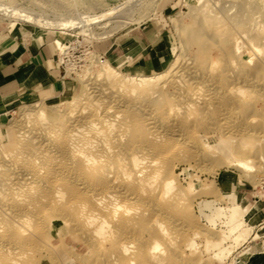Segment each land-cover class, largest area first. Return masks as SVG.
<instances>
[{
  "label": "rangeland",
  "instance_id": "1",
  "mask_svg": "<svg viewBox=\"0 0 264 264\" xmlns=\"http://www.w3.org/2000/svg\"><path fill=\"white\" fill-rule=\"evenodd\" d=\"M0 5V11H3L4 8L23 9L46 19V25L27 20L18 22L14 17L3 16L0 13V33L18 26L33 33H47L65 38L66 43L59 39L63 46V49L58 47L61 63L65 64L64 69L67 76L75 84L74 92L67 98L31 105H19L8 117L0 119V179L3 177L0 180L1 182L10 183L12 182L11 179L22 178L25 170L35 169L37 167L35 163L39 161L36 158L39 155L40 157L43 156L42 151L51 147L55 151H62L60 146L63 145L60 144L64 141V134H66L71 122L80 119L86 101L94 103L100 101L103 111L111 109L112 115L119 113L122 117L132 118L138 114L137 117L139 116L140 119L144 120L148 118L147 112L148 115L150 114L151 109L149 107H153V111H155L159 103H161V106L164 105V108L167 105V107L177 105L179 109L183 108L179 110L177 106H173L174 109L175 107L178 109L171 113L173 116L161 109L159 113L153 114L155 120L157 119L156 115H161H159L160 118L158 116L159 119L156 120V123L152 115H149L148 119L150 121L147 119L148 123H152L147 128L148 133H162L161 139L164 137L160 140L161 145L159 143L155 145L148 143L150 145L147 144V149H151L153 146L154 149H151V153L157 152L156 149L160 153L159 156H156L159 164L161 163L159 165L160 170L164 171L166 168L172 170H169V175L170 172H173L171 176L176 178L175 186L177 190H175L177 192H175L177 195L174 194L173 197L171 195L162 196L161 190H158L154 197L148 192L144 193L143 197H125L128 200L122 197L120 201L123 207L115 216L112 217L111 215L106 218L108 221L107 228L114 230L112 238L102 240L96 233L98 224H90L86 220V214L95 208L94 202H90L93 197L92 192H86L83 183L76 180V183H74V178L69 177V180L67 177H59L65 178L67 185L71 182L66 191L67 196L71 197L66 196L63 203L51 204L52 195L48 192L47 194L44 190L43 193L46 195L47 200H44L43 204L37 209L36 215L33 216L34 218L31 221L33 225L30 224L31 226L27 227L26 231L22 233L28 234L27 236L24 235V237L21 234L23 236L21 238L22 236H19L20 234L16 230L9 231L4 228L6 220L0 221L3 230L0 232V264L8 262L5 259L7 249L16 250V255L12 258L21 264H241L239 261L243 259L240 248L250 238L255 239L256 237L258 239H255L249 245V250L253 245H261L264 242V230L255 236L254 227L252 224L247 223L244 210L237 207L238 204L242 203L239 200H234L231 204L227 203L217 184L219 179L230 181L239 178L250 186L249 189L255 193L258 199L262 198L264 200V54H262V50L264 52V0L210 1V7L214 11L212 17L218 19V22L225 18H234L236 15L246 12L247 17L245 16V20L249 24L244 27L246 31L240 29L239 32L240 34L244 32L243 34L250 36L246 35V37L244 35L246 38H240L241 45L245 46L242 47L244 51L241 50L243 52L241 55L235 53L233 48H228L227 50L230 52L226 50V54V51L223 52L225 48L214 47L209 52V56L195 46L199 38V41L202 42L206 40L205 35L198 34L201 32L198 23L203 8L200 0H106V3L96 2L95 0H0ZM164 14L168 18L164 17ZM160 21H165V26L171 36L172 48L164 56L159 67L144 68L142 71L131 72L116 64L112 65L107 57L102 54V50L111 40L121 37L130 29L139 25L147 28L152 23ZM197 35L200 37L198 38ZM188 38H190V41L192 40L191 42H195L191 43L192 45H189L188 48L186 47L187 51L182 56L183 46ZM184 39H186L185 42H183ZM253 43H256L257 47ZM252 45L253 47H251ZM66 54L70 57V61L64 58ZM252 56L254 63L243 66V62L251 59ZM177 59H179V62L174 68L177 67L176 74H179L176 77L174 76L176 80L172 79L179 89L178 94L176 89L171 88L173 83H170L168 84L169 87L166 85L164 88L165 95L168 98L166 96L162 97V100L165 97L163 101H167L172 95L170 100L174 97L173 100L175 101H167L169 103L165 101L164 103L161 100L158 104H154L156 108L153 104L148 105V103L146 104L139 99L136 102L134 101L135 105H133V100L130 98L128 91L126 92L128 89L123 90L125 87L120 89L116 86H113L114 89L111 86L108 88L104 81L98 77L101 64L109 62L121 75L123 74L122 76L139 78L165 74L162 79V82H165L172 75L171 66ZM233 62L236 64H233ZM189 67H191V70ZM181 72H184V75ZM180 75L187 79L189 85L192 83L189 86L191 89L193 88L190 93L189 90L186 92L185 89L184 92L183 88H187L188 85L187 82L184 85V78L180 81L182 79L180 77H183ZM177 80L182 84L181 86ZM193 81H197L196 85L194 84L195 87ZM85 83L91 84L90 87L93 85L94 88L96 87L95 92L100 91V93L93 94L91 98L86 97L82 104L80 102L82 94L84 89L88 88V86L86 88ZM196 90L199 91L196 92ZM172 92L175 94H172ZM185 95L192 107L197 105L194 110H190L191 106L188 107V113L187 108L181 112L188 104V100L183 97ZM191 96L196 97H193L194 100H192ZM77 102H80V104L75 105ZM41 103L47 107L48 121L44 124L41 119L37 118L36 114L30 112L37 104ZM58 104L61 107L51 108ZM128 105L131 106L127 107ZM133 106L134 108H132ZM138 106H147L145 116L137 111L135 107ZM94 107L91 106L89 111L94 110ZM74 108L78 110L75 113ZM189 110L192 111L190 113L193 117L188 115ZM183 113L185 116L182 115ZM167 114L169 117H167ZM181 117L182 119H180ZM150 118L153 119V122ZM111 119L115 120L113 116ZM63 120L65 121L62 122ZM28 122H32V124L30 125ZM153 123H155V127ZM51 124L57 126L52 135L47 136L45 133L40 132L38 134L36 132L38 127L41 126L43 130ZM175 127L178 128V131ZM20 131L24 133L23 136L19 135ZM121 138L116 144H113L114 151L111 158L114 157L112 160L116 167L123 166L125 164L123 162L126 161L125 152L118 150V147L126 143L128 138L126 136ZM48 144L53 146H47ZM57 144L59 146H56L55 149L54 145ZM35 147L42 149L40 153L37 156H27L26 153H29ZM160 147L163 149L160 150ZM20 150L23 154L19 153ZM171 150H173L172 153ZM158 152L157 154H159ZM61 154H59V160L62 161L60 162L63 164L68 163L65 153ZM171 155L172 157H170ZM64 157L66 158L64 159ZM27 158H30V161ZM25 159H27V162H25ZM240 162H245L244 168L241 167ZM169 165L172 168L168 167ZM30 178L33 179L34 176H30ZM163 178H165L164 174L159 177L158 185H161L160 181ZM88 183L91 185V189H93V186L97 189H103L106 185L96 175L90 176ZM43 193L42 195L45 196ZM88 193L90 194L88 195ZM27 195L28 193H24V197H20L23 199L18 198L20 200L16 201V204L14 203L13 210L16 211V209L20 210L25 207L26 202L30 199V195H28V198ZM81 198L89 199H86V202L90 203H86ZM5 200H8V198ZM21 200L26 201L24 203ZM76 200H79V202ZM22 205L23 207H21ZM235 208L241 214L237 223L229 219V213H232ZM133 214L139 220L125 227H119L122 217H134ZM250 215H253V210ZM73 216H77L78 219ZM80 219L82 223H80ZM253 220L249 216V221L253 222ZM235 228H237L236 232H234ZM38 235L41 239L37 237ZM155 241L159 242L161 247L157 252L151 251V246ZM125 244L127 247L130 246L129 254L122 253L126 247ZM260 245L257 246L260 247Z\"/></svg>",
  "mask_w": 264,
  "mask_h": 264
},
{
  "label": "bare ground",
  "instance_id": "2",
  "mask_svg": "<svg viewBox=\"0 0 264 264\" xmlns=\"http://www.w3.org/2000/svg\"><path fill=\"white\" fill-rule=\"evenodd\" d=\"M95 1L96 2H100V3H106V0H95ZM210 1L211 0H200V4L203 5V8L201 9V18H200L199 23H198L199 27H201L200 28L201 29L200 30L201 32H199L198 34L199 35H202V36L205 35L206 36V40L204 42L199 41L200 40V38H199L200 36L197 35V37L199 38V40H197L198 42H196V45L195 46H197L198 49H201L203 51V53L208 54V56H209V52L214 47H216V48L219 47L221 49L222 48L223 49L225 48L224 51L222 50L223 52H225L228 48H233L235 50V53L237 52L238 55L239 54L241 55L243 53L241 50L244 51V48L242 49V47L244 45H241L242 43L240 42V40H241L240 38L241 37L246 38L247 37L246 35H248V34H243L244 32L242 34H240L239 30L240 29L241 30L243 29V31H246V30H244L245 29L244 27L247 24H249V22H247L245 20L246 12L241 13L238 16L236 15V17H234V18L233 17L232 18L229 17V18H225L222 21L218 22L217 21L218 19H215L214 17H212V13L214 11L210 7ZM0 7H1V5H0ZM7 7H9V6H7ZM0 13H2L3 16H8V17L11 16V17H14L16 20H18V22L19 21H26L27 20V21L40 22V24H45L46 25V19H43V17H40L38 15H35L32 12L27 11V10H23V9L20 10V9H16V8H13V9L4 8L3 11H0ZM254 30H255V28H254ZM244 35L246 37H244ZM251 35H253V34H251ZM248 36H250V35H248ZM185 40L186 39H184L183 42H185ZM191 41H190V38H188L187 39V42L184 43V46H183L184 50H183L182 56L184 55V53H186L187 48L189 47V45H192L195 42V41H193V42H191ZM248 41H249V39H248ZM56 43H57V45H58L59 48L63 49L62 43L59 40H57ZM207 43H208V45H207ZM185 44L188 45V46H186ZM249 44H250V42H249ZM253 45L255 47H257L256 43L255 44L253 43ZM253 45L251 47H253ZM245 50H246V48H245ZM227 51H229V50H227ZM227 51H226V54H227ZM260 53H261V51H260ZM262 54H264L263 50H262ZM234 56H236V55H234ZM60 59H61V57H60ZM205 60H206V58H205ZM178 62H179V59H177V61L171 66V71H172L171 73H172V75L165 82H162V79L165 77V74L164 75H158L156 77H139V78H137V77H130V78H128V77L122 76L123 74L121 75L120 72L117 71L115 68H113L110 65L109 62H103V64H101V69L98 70L99 71L98 72V77L104 81V84L108 88H109V86H111L112 89H114V87L116 86V87H119L120 89L123 88V87H125V88H123V90L124 89L125 90L128 89V90H126V92L128 91V93L130 95V98L133 100V103H132L133 105H135L134 104V101L136 102L139 99V100L145 102L146 104L148 103V105L151 103L154 106V104H158L159 101L162 100V97L163 96H166L165 95L166 94V91H164V88L166 87V85L168 86V84L173 83V79L172 78H174L176 80L175 77L179 73L176 74L177 73V67L176 68H174V67L178 64ZM215 62H216V60H215ZM252 62H253V56H252L251 59L243 62V66H248L249 64H252ZM261 63H263V62H261ZM231 64H232V62H231ZM233 64H236V63L233 62ZM190 68L191 67H189V69ZM182 73L184 75V72H181V74ZM211 73H212V71H211ZM167 75H168V73H167ZM183 75H180V76H183ZM167 77H169V76H167ZM180 78H182V79H180V81H182L183 78H184V81H185L184 82V85H185V83L187 82V79H185L184 76L183 77H180ZM177 81H178V83H180L179 80H177ZM83 82H85V81H83ZM193 82H194L193 85L194 84L196 85V82L197 81L196 82L193 81ZM85 84H86V88H87V86H88V88L87 89H84V92L82 94V98L80 100L81 103H82V101L84 99H86V97L91 98V96L93 94H97V92L100 93V91H96L95 92L96 87L94 88L93 85H92V87H90L91 84H89V83L88 84L85 83ZM186 84L188 85V87L185 86L187 88H183V90L185 89L186 92L189 90V93H190V91H192L193 88L191 89V87H189V86L192 83L189 85L188 82H187ZM181 85L182 84L180 83V86ZM195 85H194V87H195ZM171 88L176 89V93L178 94L177 91L179 89L177 88V85H175L173 83V85H172ZM165 90H167V89H165ZM185 90H184V92H185ZM237 90H239V89H237ZM198 91L196 90V92H198ZM233 91H234V89H233ZM110 92H111V90H110ZM180 92H182V91H180ZM173 93L174 92H172V94ZM197 94H199V93H197ZM180 96H181V94H180ZM171 97H172V95H171ZM171 97H169V98L171 99ZM183 97L187 99L186 95L183 96ZM225 97H226V95H225ZM166 98H168V97L166 96ZM173 98H172V100L167 99V101H171V102L172 101H175V100H173ZM184 98H183V100H184ZM194 98L192 100H194ZM208 98H210V97H208ZM164 99H165V97H164ZM123 100H124V98H123ZM180 100L182 101V99H180ZM165 101H163V102L165 103ZM80 102H77L75 105L80 104ZM126 102H127V100H126ZM163 102H162V104H164ZM188 102H189V100L187 101V103ZM215 102H216V100H215ZM118 103H120V102H118ZM122 103H124V102H122ZM167 103H169V102H167ZM60 104H63V103H60ZM60 104H58L56 106H53L51 108H54V109L59 108V107H61ZM126 104H128V103H126ZM44 105L42 103L39 104V105L37 104L35 106V108L32 111H30L31 113L36 114L37 118H39V119H41V121H43V124L44 123H47V121H48V119H47V110H46L47 107L44 106ZM64 105H65V103H64ZM84 105L85 106L83 107V111H82V115L80 116V119H77L76 118L78 121L71 122L72 124L70 123V126L66 130L67 131L66 134H64V139H63L64 141L62 142L63 144L62 143L60 144V145H63V146H60V147H62V151L60 150L61 148L59 149L60 151H55L52 147L49 148V149H47V150H44V151H42L43 156L40 157V155H39L38 158H36V160H39V161H36V163H35L36 165L34 164L35 166H37L35 169L33 168L34 170L33 169L32 170L30 169V170H27V171L25 170L26 172L24 171V174H23L22 178L19 177V178H16L15 180L14 179L13 180L12 179L10 180L8 178L10 181H12V182H10L8 180L10 183H7L6 181H2V182L0 181V221H2V220L5 221L6 220V223L4 225V228L5 229H8L9 231L10 230H12V231L13 230L14 231L16 230V232L18 234H20L19 236L26 235V234H22V233L24 231H26L27 227L29 228V226H31L30 225V224H32L31 221L34 218L33 216L36 215L35 213H36L37 209L39 208V206L41 204H43V202H44L45 199L47 200L46 195L43 193V191L45 190L46 193L48 192L49 194L52 195L51 204H54V203L55 204L63 203L65 201V199H66V196H67V193H66L67 187L71 183L69 181L70 180L69 177H71V179L74 178L73 179L74 180L73 181L74 183H76V181L83 183L86 192L87 191H89V192L91 191L92 192L91 195L93 194V197H92L93 200L91 199L90 202H94L95 208L92 211L88 212V214H86L87 215L86 220L90 224H98V229L96 230V233H97V235L100 236V238L102 240H108V239L112 238V235L114 233V230L113 229L109 230L107 228L106 224L108 223V221H107L106 218H108L111 215H112V217H113V215L115 216L117 214V212H119V210L123 207L122 204H121L122 202L120 201L122 197L123 198H125V197L126 198H128V197L131 198V196L132 197L133 196H135V197L142 196L143 197V194L144 193H147V192L150 195H153V197H154L155 194H157L158 190H161L162 196H166V195L169 196V195H171L173 197L174 194L177 195L176 194V192H177L176 190L177 189H176V186H175L176 178L174 176H171V173H173V172H170V175H169V170L170 169L167 170V168H166L164 171L160 170L159 165L161 163L159 164L158 159L156 158V156H159L160 153L158 152L157 149H156V151L159 154H157V152L151 153V149L153 148V146L151 147V149L148 148L150 150V152L147 149V144L148 143H150L152 145L153 144L155 145L157 143L160 144V142H161L160 140H162L164 138L162 136L163 138L161 139V135H163V134L162 133L161 134L159 133L160 135L158 133H151L150 134V133H148V131H147L148 129L147 128L150 127V125L152 124V123H148L150 121L148 119L149 118V115L150 116L151 115L153 116L154 113L157 114L162 109L165 112H167L169 115L173 116L171 113H173V111L175 109H176L175 111H177L179 109V106L172 104L173 106H177L178 109L176 107L174 109L173 106L167 107L168 105L164 108L163 107L164 105L161 106V103H159V106L157 105L158 106L157 108L160 109V110H158L154 106L157 109V110L155 109V111H153L154 110L153 107H152L153 109L149 107V109H151L152 111L150 110V112H149L150 114L149 115H148V112H147V117H148L147 119L149 120V121H147V119L144 120V119H140L139 116L137 117V115H138L137 113H136L137 115L133 116L132 118L122 117L121 115H119V113H117L115 115H112V112H110L111 109H105V111H103V109L101 108L102 107V103L100 101H97L96 103L91 102V101H88V102L86 101L84 103ZM178 105H180V104H178ZM91 106H93V107L95 106L94 107V110L91 109V111H89V108ZM122 106H124V105H122ZM129 106H131V105H128L127 107H129ZM147 106H138V107H135V108L137 109V111L140 114H142L143 116H145L146 115V111H145L146 109L145 108H147ZM186 106L187 107H184V110H182L181 112L185 111L186 108H187L186 109V111H187L188 110V107H190V106L192 107V105H190L189 103ZM79 107H81V106H79ZM191 107H190V110L191 109L194 110V107L196 108L197 105L194 106V107H192V108ZM198 107H200V106H198ZM201 107H202V105H201ZM109 108H110V106H109ZM132 108H134V106ZM181 109H183V108H180L179 110H181ZM73 110H75V108ZM190 110H189V114L188 115H191V117H193L192 116V113H190L192 111H190ZM76 111H78L77 108L74 111V113ZM196 112H199V111H196ZM184 113H185V115H187L186 112H184ZM184 113L182 115H184ZM187 113H188V111H187ZM161 114H162V112H161ZM168 114H167V117H169ZM178 114H180V112H178ZM131 115H132V113H131ZM131 115H129V116L131 117ZM159 115H156V117H157L156 120H158L160 118L161 115L160 116ZM112 116L115 118V120H112L111 119ZM158 116H159V118H158ZM164 116H165V114H164ZM184 116H182V117L184 118ZM196 116H197V113H196ZM153 117H151V118H153L154 121H155V123H156L155 115ZM182 117L180 119H182ZM44 119H46V121H44ZM153 119H151L152 122H153ZM174 120H175V118H174ZM188 120H189V118H188ZM64 121L65 120H63L62 122H64ZM176 122H178V120H176ZM183 122H184V119H183ZM248 122L250 123L249 120H248ZM28 123H30V122H28ZM28 123H27V125H28ZM155 123H153V126H154ZM31 124H32V122L30 123V125ZM56 128H57L56 124H51L47 128L43 129L44 130L43 131L42 130V127L40 126V127H38L36 129V132L38 134H40V132L41 133H45L47 136H50V135L53 134V131ZM175 128H176V130L178 129L177 127H175ZM188 129H190V128L188 127ZM161 130H159V132H161ZM175 131H173V132H175ZM19 133H20L19 134L20 136H23L24 135V133H22V131H20ZM122 136L123 137L126 136L128 138V141L126 140L127 142L124 143L122 146H120V147L116 146V147H118V150H122L123 153L125 152L126 156L125 155L124 156L126 157V161L123 162V163H125L123 166L116 167V165H114V162L112 160L114 157L111 158L112 157V153L114 151L113 144H116ZM53 140H56V139H53ZM51 144H48L47 146H49ZM150 144H148V145H150ZM18 146H20V145H18ZM51 146H53V145H51ZM54 146H55V149H56V146L58 147L59 145L57 144V145H54ZM161 148L162 147H160L159 149L161 150ZM18 149H20V147H18ZM22 150H23V146H22ZM41 150L42 149L35 147V148L31 149L29 151V153H26V154H28L27 156H37L40 153ZM20 151H19V153H22V151L21 152ZM24 151L25 150H23V152ZM168 151H170V150H168ZM172 151L173 150H171V153H172ZM164 152L166 153V151H164ZM61 153H65V155L67 156V159L66 160L68 161V163H66V164L61 163L62 161L59 160L60 159L59 154H61ZM120 153H122V152H120ZM61 156H62V154H61ZM170 157H172V155ZM30 158H27V159L29 160ZM65 158L66 157H64V159ZM122 158H123V156H122ZM27 159H25L26 160L25 162H27ZM62 159H63V157H62ZM161 159H163V158H161ZM66 160H65V162H66ZM63 162H64V160H63ZM163 163H162V165H163ZM31 165H33V164H31ZM240 165H241V167L244 168L245 167L244 166L245 165V162H240ZM26 167H29V166H26ZM162 167H164V166H162ZM168 167H171V166L169 165ZM170 171H172V170H170ZM163 174H164L165 178H163L162 181H160L161 182V185H158L159 184V177L161 175H163ZM32 175L34 176L33 179L30 178V176H32ZM92 175H96L100 180H102V183L106 184L103 189H97V188H94V186L92 187L93 189H91V185L89 184L90 182L88 183V180H89V177L92 176ZM16 177H18V176H16ZM59 177H65V178L67 177V179H69L68 181L70 183L67 185L66 184V181L67 180L65 178H59ZM2 179H3V177H2ZM2 179H0V180H2ZM80 188H83V187H80ZM24 193H28V195H30L29 196L30 197L29 201L26 202L25 207H23V205H22L21 207H23V208H21L20 210H17V209H16V211L13 210L14 203L16 201H19L20 199H23V198H20V197H24ZM42 193L45 196H43ZM89 194L90 193H88V195ZM28 195H27V198H28ZM80 195H81V193H80ZM67 197H71V196H67ZM76 197L78 199V196L77 195H76ZM7 198H8V200H5ZM18 198H20V199H18ZM71 199H73V198H71ZM81 199H83L86 202V199L87 198L86 199L85 198H81ZM81 199H79V200L81 201ZM79 200L78 201L76 200V201L79 202ZM87 200H89V199H87ZM126 200H128V199H126ZM24 201H26V200H23L22 202H24ZM90 202L87 201L86 203H90ZM123 203H124V201H123ZM94 206L92 205V207H94ZM68 208H69V206H68ZM78 208L80 209L79 206H78ZM185 208H187V207H185ZM46 209H49V208H46ZM53 209H54V207H53ZM139 209H141V208H139ZM233 210L234 211L232 213H229L230 214V216H229L230 218L229 219H232L233 221H235V223H237V222H239L238 221V218H239V216H241V214H240V212H239L238 209L235 208ZM250 212H252V210ZM127 214H129V212H127ZM73 217H77V216H73ZM77 219H78V217H77ZM136 220H139L136 215H134V217H127V216H126V218L125 217L124 218L122 217L121 220H120L119 227H123V226L125 227L128 224H130L132 222H135ZM67 221H69V220L67 219ZM42 222H43V220H42ZM34 223H36V222H34ZM80 223H82V220L81 219H80ZM76 224H77V222H76ZM0 225H1V222H0ZM38 225H40V224H38ZM109 228H110V226H109ZM235 229L236 230L234 232L237 231V228H235ZM1 230H2V228L0 226V232H1ZM37 233H39V232H37ZM31 234H33V233H31ZM23 236L21 238H23ZM37 237H39V235ZM161 237H163V236H161ZM39 238L41 239V237H39ZM90 239H92V238H90ZM13 246L15 247L14 242H13ZM16 247H17V244H16ZM158 249H161V247L159 245V242L155 241L152 244V246H151V251L157 252ZM13 251L11 249H7L6 250V256L7 257L6 258L4 257L8 261L6 264H21V263L17 262L16 259H13L12 258V256H15L16 255V253H15L16 250L14 252ZM1 253H3V252H1ZM122 253L123 254H129L130 253V246L127 247V245H126V247L124 248V250H123ZM3 262H4V260H3Z\"/></svg>",
  "mask_w": 264,
  "mask_h": 264
},
{
  "label": "crops",
  "instance_id": "3",
  "mask_svg": "<svg viewBox=\"0 0 264 264\" xmlns=\"http://www.w3.org/2000/svg\"><path fill=\"white\" fill-rule=\"evenodd\" d=\"M164 17L168 18L165 14ZM59 39L66 43L63 37L33 33L18 26L0 33V119L8 117L19 105L51 102L72 95L75 84L61 64L56 43ZM171 48L169 30L165 21H160L147 28L139 25L130 29L111 40L102 54L112 65L132 72L159 67ZM217 184L227 203L234 200L242 203L236 206L244 210L247 223L254 227L255 236L263 231L264 200L258 199L250 186L239 178L230 181L219 179ZM251 210L253 215H250ZM249 216L253 222L249 221ZM255 239L250 238L240 248L243 260L239 263L264 264V242L253 245L249 250Z\"/></svg>",
  "mask_w": 264,
  "mask_h": 264
},
{
  "label": "built area",
  "instance_id": "4",
  "mask_svg": "<svg viewBox=\"0 0 264 264\" xmlns=\"http://www.w3.org/2000/svg\"><path fill=\"white\" fill-rule=\"evenodd\" d=\"M64 58H65L67 61H70V59H69L70 57H69V56L65 55ZM61 64H62V63H61ZM62 65H63V67L65 66V64H62ZM65 72H66V70H65Z\"/></svg>",
  "mask_w": 264,
  "mask_h": 264
}]
</instances>
